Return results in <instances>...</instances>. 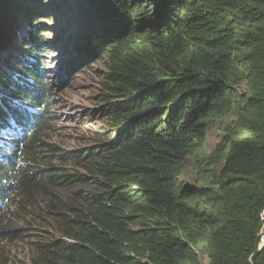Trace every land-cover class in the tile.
I'll return each mask as SVG.
<instances>
[{"label":"trees","instance_id":"1","mask_svg":"<svg viewBox=\"0 0 264 264\" xmlns=\"http://www.w3.org/2000/svg\"><path fill=\"white\" fill-rule=\"evenodd\" d=\"M76 2L107 20L76 51L103 61L116 133L47 143L44 46L23 38L32 58L14 47L13 75L0 58V241L27 238L24 264H250L264 211V0ZM227 99L233 118L195 165L202 184H183Z\"/></svg>","mask_w":264,"mask_h":264},{"label":"rangeland","instance_id":"2","mask_svg":"<svg viewBox=\"0 0 264 264\" xmlns=\"http://www.w3.org/2000/svg\"><path fill=\"white\" fill-rule=\"evenodd\" d=\"M76 1L0 0V50L2 49L0 58L12 57L7 61L10 64L8 66L10 75L15 73V67L11 65L15 56H21L22 63L32 58L28 54L31 46L27 45L23 38L27 40V35L32 33L34 39L38 38L44 46L41 53L43 70L55 86L49 110L52 123L44 141L62 150L85 146L94 141V138H100L103 133H110L109 137L116 133L115 124L108 120L106 112L108 106L99 88V77L105 72L103 61L93 56L89 50L86 53L76 51L77 48L80 49L79 43L85 41L83 39L91 32L107 34L108 32H103L102 28V22L107 20L104 15L96 12L97 10H93L97 16L89 19L88 8ZM6 39L13 47L6 48L8 45ZM69 42L71 44L67 45ZM14 47L21 53L20 56L15 54ZM4 53L6 55H3ZM13 82L12 80L11 83ZM241 91L244 92V89ZM234 103L232 99L222 103L220 107L222 115L217 114L213 117L199 157L187 158L181 176L183 184L197 186L202 184L195 179L196 162L211 152L223 134L224 127L233 118ZM262 219L264 213L261 214ZM22 240L13 243L0 241V264H24L28 258L27 238ZM197 262L206 264L205 258L201 256H197Z\"/></svg>","mask_w":264,"mask_h":264},{"label":"water","instance_id":"3","mask_svg":"<svg viewBox=\"0 0 264 264\" xmlns=\"http://www.w3.org/2000/svg\"><path fill=\"white\" fill-rule=\"evenodd\" d=\"M262 238H264V219L261 220L257 229L254 251L249 259L250 264H256V257L264 247V243H262Z\"/></svg>","mask_w":264,"mask_h":264},{"label":"bare ground","instance_id":"4","mask_svg":"<svg viewBox=\"0 0 264 264\" xmlns=\"http://www.w3.org/2000/svg\"><path fill=\"white\" fill-rule=\"evenodd\" d=\"M262 243H264V238H262Z\"/></svg>","mask_w":264,"mask_h":264},{"label":"built area","instance_id":"5","mask_svg":"<svg viewBox=\"0 0 264 264\" xmlns=\"http://www.w3.org/2000/svg\"><path fill=\"white\" fill-rule=\"evenodd\" d=\"M262 213H264V211Z\"/></svg>","mask_w":264,"mask_h":264},{"label":"clouds","instance_id":"6","mask_svg":"<svg viewBox=\"0 0 264 264\" xmlns=\"http://www.w3.org/2000/svg\"><path fill=\"white\" fill-rule=\"evenodd\" d=\"M34 111H36V110H34Z\"/></svg>","mask_w":264,"mask_h":264}]
</instances>
